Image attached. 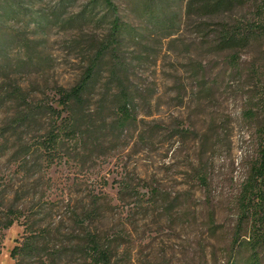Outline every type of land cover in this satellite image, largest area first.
<instances>
[{
  "label": "rangeland",
  "instance_id": "1",
  "mask_svg": "<svg viewBox=\"0 0 264 264\" xmlns=\"http://www.w3.org/2000/svg\"><path fill=\"white\" fill-rule=\"evenodd\" d=\"M212 1L117 0L122 20L137 31L123 54L131 64L138 123L123 135H111L100 147L71 142L43 171L35 167L38 156L25 168L12 160V149L0 152V192L9 186L4 202L17 198L37 229L53 232L51 247L68 244L72 213H82L97 197L103 213L93 228L112 243L114 264L247 263L243 240L249 227L239 228L238 204L262 142L264 28L262 39L246 46L224 49L220 40L227 26H264V2L239 0L203 10ZM55 2L35 0L33 6L49 9ZM25 24L14 28L35 44L41 37ZM94 33L102 37L90 29L54 28L29 73L18 77L21 86L33 97L42 99L45 92L52 99L55 84L74 85ZM26 51L21 46L13 55ZM100 94L88 111L95 120L101 117ZM12 114L13 105L0 107V145ZM42 134L24 133L23 144H37ZM25 220L0 228V264H15L11 252ZM238 230L242 245L235 248ZM64 264L83 263L67 258Z\"/></svg>",
  "mask_w": 264,
  "mask_h": 264
},
{
  "label": "trees",
  "instance_id": "2",
  "mask_svg": "<svg viewBox=\"0 0 264 264\" xmlns=\"http://www.w3.org/2000/svg\"><path fill=\"white\" fill-rule=\"evenodd\" d=\"M35 0H0V107L13 105V114L1 128L3 144L0 152L9 149L14 161L27 167L29 159L38 156V167L43 171L61 153L67 144L78 142L88 146L99 145L111 135L124 134L138 123L137 106L131 84V64L124 57L126 41L137 31L122 20L117 0H56L49 9L35 8ZM43 2L44 0H39ZM156 3V0H152ZM239 0H213L203 10L218 11L226 4ZM264 2V0H263ZM77 9V10H76ZM159 10V8H158ZM264 11V3L263 9ZM151 12H157V9ZM25 20V22H24ZM17 23L34 25L40 40L32 44L21 38L14 26ZM92 30L94 37L83 50L84 67L79 79L70 87L55 84L54 98L45 92L43 98L22 87L18 77L29 73L51 31ZM264 26H244L223 29L220 44L224 49L246 46L263 37ZM21 40V41H20ZM27 50L22 57H14L16 48ZM46 62V60L44 59ZM100 92L95 120L88 111L93 98ZM111 120V122H109ZM42 128L38 130V127ZM34 130L44 133L37 144H23L22 135ZM262 142L260 153L252 165L239 198L240 225L249 230L243 245L250 252L246 264H263L264 261V124L260 126ZM24 171V170H23ZM9 186L0 192V228L10 229L25 218V231L11 252L15 264H64L65 259L80 260L83 264H114V248L93 223L103 213L96 197L82 212L72 213L74 229L68 244L52 243L53 232L37 229L32 217L19 210L15 202H4ZM54 236L58 239L61 232ZM236 232L233 247H241V236ZM59 241V240H58ZM241 241V242H240ZM44 255H46L44 260ZM40 259V260H38ZM38 260V262H37ZM40 261V262H39Z\"/></svg>",
  "mask_w": 264,
  "mask_h": 264
}]
</instances>
